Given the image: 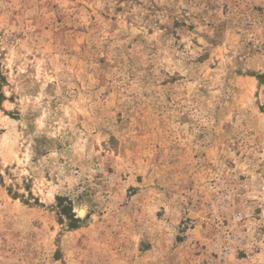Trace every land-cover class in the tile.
Wrapping results in <instances>:
<instances>
[{"label":"rangeland","instance_id":"374dc122","mask_svg":"<svg viewBox=\"0 0 264 264\" xmlns=\"http://www.w3.org/2000/svg\"><path fill=\"white\" fill-rule=\"evenodd\" d=\"M262 75L264 0H0V264H264Z\"/></svg>","mask_w":264,"mask_h":264},{"label":"trees","instance_id":"16d2710c","mask_svg":"<svg viewBox=\"0 0 264 264\" xmlns=\"http://www.w3.org/2000/svg\"><path fill=\"white\" fill-rule=\"evenodd\" d=\"M259 78L264 82V75L260 76ZM1 100H3V95H2V92L0 90V101ZM66 210H68V212L71 211V207L69 206L68 208H62L61 213H65ZM69 219L72 222H77L78 221L77 219H74V215H72V214L69 215ZM72 228H74V226H72Z\"/></svg>","mask_w":264,"mask_h":264},{"label":"bare ground","instance_id":"6f19581e","mask_svg":"<svg viewBox=\"0 0 264 264\" xmlns=\"http://www.w3.org/2000/svg\"><path fill=\"white\" fill-rule=\"evenodd\" d=\"M84 214H85V211H84V210L80 212L81 217H83ZM80 215H79V216H80Z\"/></svg>","mask_w":264,"mask_h":264}]
</instances>
